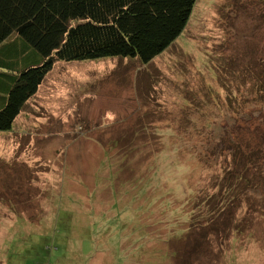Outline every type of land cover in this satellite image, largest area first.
Listing matches in <instances>:
<instances>
[{
    "label": "rangeland",
    "instance_id": "obj_1",
    "mask_svg": "<svg viewBox=\"0 0 264 264\" xmlns=\"http://www.w3.org/2000/svg\"><path fill=\"white\" fill-rule=\"evenodd\" d=\"M196 7L188 43L181 35L149 64L57 62L0 131V264H264L263 188L239 183L231 214L198 205L234 185L229 169L243 158L221 150L232 131L261 141L264 173V107H252L251 124L232 116L214 74L231 34L232 51H260L261 10L251 0Z\"/></svg>",
    "mask_w": 264,
    "mask_h": 264
},
{
    "label": "trees",
    "instance_id": "obj_2",
    "mask_svg": "<svg viewBox=\"0 0 264 264\" xmlns=\"http://www.w3.org/2000/svg\"><path fill=\"white\" fill-rule=\"evenodd\" d=\"M198 3L199 0H0V131L12 129L59 61L131 57L149 64L172 46H182L180 41L188 43L185 35ZM255 3L260 7L258 16L264 26V0H251V4ZM231 35L234 36L228 43L224 40L213 56L214 74L226 91L225 101L232 116L241 113L244 123L251 124L255 120L248 118L252 107H264V42L257 53L232 51L237 38L235 33ZM217 68L219 74L215 73ZM241 86L247 87V91L239 89ZM218 109L222 117V108ZM234 133L229 134L221 148L233 152L234 160L236 151L243 158L240 169L237 165L229 169L230 176L233 175L229 180L234 181L233 186L229 185L231 191L223 183L222 193H212L198 204L203 207L200 210L213 217L231 214L228 193L234 201L243 194L237 191L239 183L244 182V190L250 194L256 188L264 189L261 141L250 144L241 134ZM195 153L207 164L206 154ZM211 154L210 151L208 159ZM253 169L261 181L253 179L256 177L249 173ZM190 222L191 233L201 220L194 216ZM206 235L207 232L203 239L208 240Z\"/></svg>",
    "mask_w": 264,
    "mask_h": 264
}]
</instances>
